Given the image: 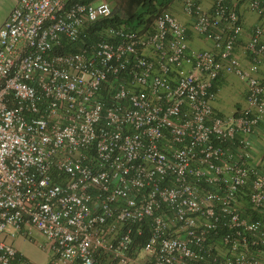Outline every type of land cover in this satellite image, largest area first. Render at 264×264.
Listing matches in <instances>:
<instances>
[{
	"label": "built area",
	"instance_id": "built-area-1",
	"mask_svg": "<svg viewBox=\"0 0 264 264\" xmlns=\"http://www.w3.org/2000/svg\"><path fill=\"white\" fill-rule=\"evenodd\" d=\"M238 0H184L213 42L191 48L167 8L138 27L108 0H17L0 27V264H264V0L245 51ZM225 74L249 108L214 107ZM242 198L245 199L244 206Z\"/></svg>",
	"mask_w": 264,
	"mask_h": 264
},
{
	"label": "crops",
	"instance_id": "crops-1",
	"mask_svg": "<svg viewBox=\"0 0 264 264\" xmlns=\"http://www.w3.org/2000/svg\"><path fill=\"white\" fill-rule=\"evenodd\" d=\"M113 8V17L122 23H126L130 27H138L143 23L144 19L151 20L153 13L161 8L169 9L177 19L187 27V37L191 48L195 50L210 49L213 42L207 39L204 35L197 32L193 27L194 19L184 9V0H108ZM199 4L204 10H213L214 0H192ZM17 2V1H16ZM16 4V3H15ZM236 9L240 14L243 22V32L237 44V53L243 63L244 68L250 72V58L245 51V46L252 40L253 29L258 25L259 16L256 12L251 10L244 0H238ZM15 6V5H14ZM0 21V27L9 15ZM255 76H264V60L256 72H251ZM217 86L218 96L214 101V107L221 115L225 117L234 116L239 110L249 108L250 103L247 99L246 84L235 74H225ZM251 139V156L250 161L252 166L257 167L264 172V116L261 122L257 125L255 133L250 136ZM245 199L242 198V205L244 206ZM246 205V204H245ZM41 235L35 231L34 236L37 241V236ZM42 236V235H41ZM43 237V236H42ZM44 238V237H43ZM45 241V239H44ZM10 242L16 246L19 252L26 258L46 264L49 259V251L46 250L47 260L39 262L37 260L36 246L39 243L31 242L22 236L11 238ZM34 244V246L31 245ZM36 245V246H35ZM46 261V262H45Z\"/></svg>",
	"mask_w": 264,
	"mask_h": 264
},
{
	"label": "rangeland",
	"instance_id": "rangeland-1",
	"mask_svg": "<svg viewBox=\"0 0 264 264\" xmlns=\"http://www.w3.org/2000/svg\"><path fill=\"white\" fill-rule=\"evenodd\" d=\"M17 0H0V21L7 15V13L9 11L12 10V8L14 7L15 3ZM37 245H41V246H36L34 248H36V252H37V260L39 262H42L44 259L47 260L48 257L46 256V250L44 249V247H42V245L45 243L44 238L39 235L37 236ZM32 246H34L33 243H31ZM46 262V261H45Z\"/></svg>",
	"mask_w": 264,
	"mask_h": 264
},
{
	"label": "trees",
	"instance_id": "trees-1",
	"mask_svg": "<svg viewBox=\"0 0 264 264\" xmlns=\"http://www.w3.org/2000/svg\"><path fill=\"white\" fill-rule=\"evenodd\" d=\"M111 21H117V22H120L118 19H116L115 17L112 18Z\"/></svg>",
	"mask_w": 264,
	"mask_h": 264
}]
</instances>
